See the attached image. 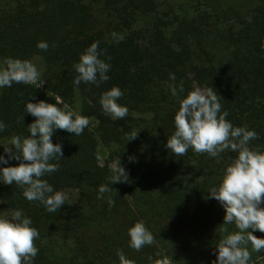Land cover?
I'll return each instance as SVG.
<instances>
[{"label": "trees", "instance_id": "16d2710c", "mask_svg": "<svg viewBox=\"0 0 264 264\" xmlns=\"http://www.w3.org/2000/svg\"><path fill=\"white\" fill-rule=\"evenodd\" d=\"M41 41L47 51L37 47ZM93 42L111 65L110 78L99 87L81 82L77 92L73 66ZM5 58L32 61L45 83L0 88L6 125L0 155L7 159L3 147L13 135H30L36 118L25 112L26 103L56 104L59 97L61 107L67 103L91 121L82 135L57 129L52 136L63 157L51 161L60 168L43 179L69 197L57 212L29 202L22 188L0 177V218L20 210L39 232L33 264H119L121 249L135 264L216 261L218 242L238 229L223 225L224 208L204 197L238 153L213 158L189 148L175 156L166 144L180 100L212 87L226 119L258 134L248 147L264 152V0H0V67ZM181 82L184 92L172 96L168 84ZM113 87L124 93L118 101L128 108L123 119L106 115L100 104ZM119 160L128 182L111 185ZM101 185L113 190L98 199ZM138 221L156 240L140 251L128 235ZM247 247L249 264H264V252Z\"/></svg>", "mask_w": 264, "mask_h": 264}, {"label": "clouds", "instance_id": "9594fccd", "mask_svg": "<svg viewBox=\"0 0 264 264\" xmlns=\"http://www.w3.org/2000/svg\"><path fill=\"white\" fill-rule=\"evenodd\" d=\"M112 36L117 38L116 33H112ZM37 47L47 51L48 44L41 41ZM101 55L103 52L99 50V42H93L81 54L79 62L74 64L77 75L73 84L77 92L81 82L99 87L109 80L107 73L111 65L100 59ZM3 65L0 67V88L11 87L13 83L39 88L45 83L40 79L41 70L30 60L5 58ZM169 78L176 80L171 73ZM168 88L174 97L184 92L183 82L178 86L170 83ZM123 95L119 87H113L101 95L100 104L106 115L113 119L127 116L128 108L118 103ZM220 99L222 97L212 87H197L180 100L179 110L174 117L175 131L167 139L166 148L175 156L186 155L189 148L197 154L207 153L213 158L228 150L238 153L237 158L226 167L220 184L210 188L204 198L218 201L225 210L223 225L235 224L238 229L218 242V254L213 264H249V243L252 251L264 252V239L252 234L255 231L264 233V207H261L264 204V152L248 147L249 141L259 138L258 134L246 126L234 127L226 119L229 113L221 112ZM60 103L59 97L56 104L45 101L26 103L25 112L36 118L28 125L30 135L23 138L13 135L9 146L3 147L7 159L0 155V164H8L10 160L19 162L18 166L0 168L3 184L15 183L23 189V196L29 202L39 201L49 213L57 212L69 199L63 191H55L43 179L46 174L50 175L60 168L58 163L51 161L63 157L62 146L53 144L52 136L57 129L82 135L91 122L89 117L74 112L67 103L62 107ZM23 120L24 116L21 117ZM5 128L6 125L0 121V132ZM113 169L111 185L128 182V174L121 167L120 160ZM112 190L108 185H101L97 198L103 199L104 194ZM114 203L109 197V206H114ZM31 225L32 220L20 210L13 211L10 219L0 218V264H33L39 251L35 245L39 232ZM222 230L227 231L226 228ZM128 235L130 247L136 251L156 242L143 221L136 222L128 230ZM117 256L119 264H135L134 260L126 258L122 249L117 250ZM155 264L166 262L157 260Z\"/></svg>", "mask_w": 264, "mask_h": 264}, {"label": "rangeland", "instance_id": "374dc122", "mask_svg": "<svg viewBox=\"0 0 264 264\" xmlns=\"http://www.w3.org/2000/svg\"><path fill=\"white\" fill-rule=\"evenodd\" d=\"M76 113L78 114V112L76 111ZM166 264H176L174 261H171L169 259L165 260Z\"/></svg>", "mask_w": 264, "mask_h": 264}]
</instances>
